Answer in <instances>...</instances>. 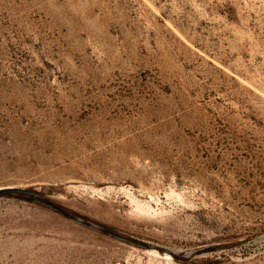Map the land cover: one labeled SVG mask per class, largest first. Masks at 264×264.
Here are the masks:
<instances>
[{
  "label": "rangeland",
  "instance_id": "rangeland-1",
  "mask_svg": "<svg viewBox=\"0 0 264 264\" xmlns=\"http://www.w3.org/2000/svg\"><path fill=\"white\" fill-rule=\"evenodd\" d=\"M4 187L177 254L0 196V264H264V0H0Z\"/></svg>",
  "mask_w": 264,
  "mask_h": 264
},
{
  "label": "water",
  "instance_id": "water-1",
  "mask_svg": "<svg viewBox=\"0 0 264 264\" xmlns=\"http://www.w3.org/2000/svg\"><path fill=\"white\" fill-rule=\"evenodd\" d=\"M0 196H18V197H22V198H26L29 201H33V202H37V203H41L44 204L52 209H55L57 211H59L60 213H62L63 215H65L66 217L73 219L85 226H88L89 228H92L94 230H98L101 231L103 233H106L112 237H115L119 240H122L126 243L138 246V247H142V248H154V249H158L162 252L174 255L177 254L176 251L171 250V249H167V248H162L158 245L146 242V241H142V240H138L126 235H123L115 230H112L110 228H101L98 227L96 225H94L93 223L89 222V221H85L83 219H79L73 215H70L68 213H66L65 210L61 209L59 206L55 205L52 201H50L49 199H47L45 196H43L42 194L30 190V189H25V188H19V187H4L0 189Z\"/></svg>",
  "mask_w": 264,
  "mask_h": 264
},
{
  "label": "bare ground",
  "instance_id": "bare-ground-1",
  "mask_svg": "<svg viewBox=\"0 0 264 264\" xmlns=\"http://www.w3.org/2000/svg\"><path fill=\"white\" fill-rule=\"evenodd\" d=\"M153 252H155V251H153ZM157 254H158V252H157ZM165 255H169V254H165Z\"/></svg>",
  "mask_w": 264,
  "mask_h": 264
}]
</instances>
